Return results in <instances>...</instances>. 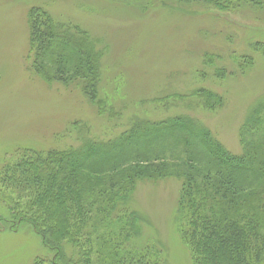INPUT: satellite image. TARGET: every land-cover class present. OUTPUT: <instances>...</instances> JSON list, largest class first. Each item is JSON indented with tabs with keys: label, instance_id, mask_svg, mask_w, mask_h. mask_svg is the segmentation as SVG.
Masks as SVG:
<instances>
[{
	"label": "trees",
	"instance_id": "1",
	"mask_svg": "<svg viewBox=\"0 0 264 264\" xmlns=\"http://www.w3.org/2000/svg\"><path fill=\"white\" fill-rule=\"evenodd\" d=\"M127 1L146 5L151 0ZM163 1L221 13L243 5L264 8V0ZM29 17L31 68L43 80L48 74L50 81L80 86L89 102L102 108L96 95L98 52L89 54L80 45L88 41L87 33L55 22L41 8H32ZM252 47L264 58V43ZM230 59L245 72L254 63L246 54L234 53ZM206 63L214 64L211 59ZM215 74L228 75L226 68ZM177 97H197L209 110L222 104L221 96L201 88ZM261 101L240 129L239 154L189 117L135 120L110 140H95L81 127L72 131L80 133L78 146L19 151L0 169V204L7 209L0 225L17 231L28 224L41 237L53 257L32 264H164L159 244L137 242L142 217L129 206L140 183L174 179L181 183L177 231L192 264H264Z\"/></svg>",
	"mask_w": 264,
	"mask_h": 264
},
{
	"label": "rangeland",
	"instance_id": "2",
	"mask_svg": "<svg viewBox=\"0 0 264 264\" xmlns=\"http://www.w3.org/2000/svg\"><path fill=\"white\" fill-rule=\"evenodd\" d=\"M244 6L221 13L163 0L146 5L127 0H0V169L25 149L78 146L80 133L73 129L85 127L95 140H110L139 119L193 118L239 154L240 129L264 100V58L250 50L264 43V8ZM32 8L88 34L80 45L89 54L98 52L96 95L102 108L89 102L80 86L50 81L48 74L46 82L31 68ZM234 53L249 55L253 65L240 70L230 59ZM209 59L213 66L206 63ZM220 68H226L224 78L216 77ZM200 88L221 96L222 104L209 110L197 97H177ZM180 185L174 179L140 183L129 206L142 217L137 242L159 244L164 264H192L177 231ZM0 216H7L2 204ZM52 257L30 225L17 231L0 225V264Z\"/></svg>",
	"mask_w": 264,
	"mask_h": 264
}]
</instances>
